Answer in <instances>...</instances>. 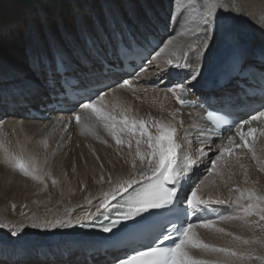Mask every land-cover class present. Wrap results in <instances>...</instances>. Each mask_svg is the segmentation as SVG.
<instances>
[{
  "label": "bare ground",
  "instance_id": "bare-ground-1",
  "mask_svg": "<svg viewBox=\"0 0 264 264\" xmlns=\"http://www.w3.org/2000/svg\"><path fill=\"white\" fill-rule=\"evenodd\" d=\"M203 3L204 0H0V225L8 224L0 226V264H112L109 258L119 252H103L102 245L74 242L68 231L76 225L77 218L86 221L85 213L95 217L105 202L109 204L138 184L143 180L138 175L140 169L147 168V163L142 165L136 155L135 142L140 137L135 133L121 134L125 142L118 145L103 122H97L89 111L70 110L62 114L63 120L53 108L43 111L59 101L64 107L73 105L58 97L63 90L58 93L61 77L56 73L57 61L63 63L66 75L76 77L80 89L88 91L86 97L106 91L99 102L103 110L143 119L153 134L158 133L152 127L153 120L174 126L176 143L180 145L178 168L186 165V158H195L201 148L208 152L186 175L190 181L182 184V201L187 202L185 197L197 186L202 198L212 200H234L237 193L230 189L236 186L264 194V172L248 151L229 158L227 165L221 162L215 173L210 171L209 161L215 159L221 146L211 147L213 140L201 108L211 95H222L225 103L231 96L238 99L235 103L244 99L238 95L244 92L239 82L250 84L239 77L240 72L230 76L236 68L232 63L242 66V70L253 66L264 71V60L258 55L264 57V0H234L229 10L218 9L226 30L210 34L207 49L193 51L192 46L203 39L199 28ZM184 5L190 23L178 19ZM169 40L172 43L154 60L159 67H150L147 75L139 73L142 63L135 64L132 70L133 64H129L123 70L121 48L141 44L152 58ZM167 59L188 63L189 67L166 66ZM193 70L198 73L194 81L190 79ZM225 73L227 84L214 92L205 90L207 81H216ZM123 79H130L132 86L120 87ZM178 83L189 89L187 99L192 105L180 106L169 91ZM31 109L49 113L50 119L31 118ZM74 111L81 115L79 124L71 122ZM85 125L92 126L97 134L85 131ZM128 140L132 141L131 148ZM140 150L148 151L143 139ZM255 150L264 163V139ZM15 156L34 157L40 173L50 175L43 182L23 175L6 162ZM133 176L136 184L111 195ZM212 205L219 217L210 221L215 227L197 225L193 231L196 239L264 256V244L245 245L235 239H264V228L254 231L256 226L246 223L258 217L245 218L234 203ZM56 219H71L72 226L31 227L33 223ZM14 226L23 230L12 235ZM221 228L225 231H218ZM188 250L194 260L224 259L219 252L192 246ZM232 264H264V260L232 258Z\"/></svg>",
  "mask_w": 264,
  "mask_h": 264
},
{
  "label": "snow or ice",
  "instance_id": "snow-or-ice-1",
  "mask_svg": "<svg viewBox=\"0 0 264 264\" xmlns=\"http://www.w3.org/2000/svg\"><path fill=\"white\" fill-rule=\"evenodd\" d=\"M234 0H204V3L200 5L203 9L199 13V28L203 35V39L199 45H193L192 50L198 51L200 49H207L209 47L210 34L215 35V32L219 30H226V22L221 19V13L218 12V9L229 10L230 4ZM195 5H193V8ZM184 10L180 13L178 19H184L186 23H190V14L187 11V6H183ZM172 41L169 40L165 44L164 48H160L159 51H155V55L152 58H144L142 64L139 67L140 74H148L150 67H159L154 65L155 58L161 56L165 48L171 44ZM187 54L185 53V58ZM62 63V62H61ZM171 65L176 69L188 68V63H174L172 59L166 60V66ZM163 71V69H161ZM60 65L56 67V73L59 74ZM198 73L196 71L190 72V79L196 80ZM120 87H131L132 81L130 79H123ZM173 93L175 99L180 105L188 104L187 95L189 89L185 87L184 84H175L172 88L169 89ZM107 93L99 92L96 94V98L93 99L91 96L84 97L77 101L74 107H79L83 110L89 111L90 114H94L97 122H103V127L108 129L111 135L115 138L116 144L124 143L125 141L121 138V134L124 133H135L138 135L136 139V155L139 156L140 162L143 165L147 163V168H141L138 175L147 181V183L140 188L138 191L134 192L132 195L128 196L127 199L118 207L123 209V211L118 213V218L113 220L111 224L104 226V232H112L114 228H117L121 224V220H130L135 217H141V220L145 218L141 216L142 213H148L151 209H162L168 205H172L174 201L178 198L179 189L177 185L180 181L190 172H192L197 164H199L205 156L208 155V152L201 148L195 158H186L188 162L182 168L177 167L178 155L177 150L180 147L176 143L177 140V129L170 125L165 124L161 121L153 120L152 127L158 129L157 134H153L149 130L147 122L143 119H136L132 116L127 115L125 112L122 115H114L111 111H105L99 107V102L104 100ZM75 122L79 124L81 122V115L79 112L74 111ZM212 114L209 115L211 120ZM261 118H264V110L258 112V115L253 116L251 121H260ZM249 120L241 121L237 126V132L239 133V140L241 143L234 144L236 137L229 136L226 146H222L218 149V154L215 156V159H211L210 165L213 173L216 172L218 165H227L228 158L233 156L234 148L244 147L251 154L252 159L260 165V171L264 172V163H261L259 160L256 150L252 143L246 139L247 136H252L253 133L257 132L255 128H248L247 134L240 131L244 125L251 123ZM182 123V121H181ZM221 123H228L227 121H222ZM231 128V124L228 125ZM85 131H90L93 134L95 133L94 129L90 125H85ZM215 130V129H214ZM264 135V133H261ZM141 139L147 145L148 151L142 152L140 150ZM204 139H207L205 137ZM44 147L47 148L48 144L45 140L43 142ZM127 145L129 148L132 147V141L128 140ZM59 147V143L57 144ZM247 154V153H245ZM239 157H237V162ZM10 162L12 166L19 170L23 175L29 176L34 180L43 182L46 175L50 173L41 174L37 161L34 157L25 158L23 156H15ZM47 163V162H46ZM132 166L135 168L136 161H132ZM241 168H244L243 164H240ZM246 183H247V173L245 172ZM52 183L55 184L56 180L53 179ZM137 183V179L133 176L132 179L124 181L118 187H116L111 195L114 196L122 190H126L131 187L133 184ZM171 185V186H169ZM235 191L237 193L236 198L231 201L224 200H212L202 198L198 194V186L193 187L190 190L189 195L185 197L187 204L192 209V213L195 214L196 210L205 206H210L212 204H224V203H234L239 209L240 213L243 214L245 218L256 216L258 220L251 221L246 220V223L255 225L256 227L264 228V224H261V221H264V194H259L256 189L252 188H240L236 186L234 189H230V192ZM108 197L105 196V201ZM15 209V205L12 206ZM104 207L108 208V204L105 202ZM95 217L91 216L88 213H85L83 220L94 219ZM109 217L105 215V219ZM76 224L84 226L82 219L77 218L75 221ZM135 221L133 225L127 226L124 228H117V231H127L135 227ZM203 227H215L211 222L201 221ZM2 227H8V224L0 225ZM71 219H56L53 221H44L41 223H33L31 227L33 228H65L71 227ZM195 227L192 223H187L183 228H175L177 239H172V234L170 232L161 233L160 236H156L152 243H142L139 247H132L130 251H124L123 257H115L113 264H232V258L239 259H256L264 260V256L255 255L254 252L250 251H241L238 252L228 247H216L214 245H209L203 243V241L195 238V233L193 228ZM15 228V226H14ZM23 229L15 228L11 233L12 235H18ZM220 232H224V229H218ZM233 235L232 233H228ZM236 240L241 241L243 244L248 245L252 243L264 244V239L253 238L245 239L240 236L235 237ZM162 241H171V246L163 247ZM134 243V242H133ZM189 246L203 248L205 250H210L213 252H219L224 255L222 260H194L189 252Z\"/></svg>",
  "mask_w": 264,
  "mask_h": 264
},
{
  "label": "rangeland",
  "instance_id": "rangeland-1",
  "mask_svg": "<svg viewBox=\"0 0 264 264\" xmlns=\"http://www.w3.org/2000/svg\"><path fill=\"white\" fill-rule=\"evenodd\" d=\"M256 52V51H255ZM122 144V143H121ZM255 230L254 231H257V230H260L261 228L260 227H256V228H254ZM68 234H69V236H70V240H72V241H76V242H80V241H77V240H75L73 237H72V235L68 232ZM80 243H85V242H80Z\"/></svg>",
  "mask_w": 264,
  "mask_h": 264
}]
</instances>
